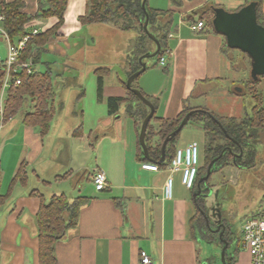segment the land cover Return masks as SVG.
I'll return each mask as SVG.
<instances>
[{
    "label": "crops",
    "instance_id": "crops-1",
    "mask_svg": "<svg viewBox=\"0 0 264 264\" xmlns=\"http://www.w3.org/2000/svg\"><path fill=\"white\" fill-rule=\"evenodd\" d=\"M25 1L27 10L30 13L35 12L38 0ZM252 1L260 2V0H149V6L153 9L174 12L165 54L168 71L162 68L161 71L155 72L154 68L149 67L148 69L153 70L148 74L143 73L135 83L145 94L159 99L158 117L177 116L183 108L184 101L191 107H206L220 116L241 118L245 115L247 100L230 92L232 85L245 75H242L244 72L237 71L229 53L223 49V36L211 31L207 25L197 31L192 30L191 25L199 22L201 15L213 7L236 11L245 3ZM261 1L264 16V0ZM72 4L74 0H69L64 26L57 37L50 39L49 52L54 50L61 52L59 41L71 37L73 32L78 31L79 26L82 27L79 17L86 12L87 7L85 5L83 13L75 14L74 27L70 30L67 15ZM75 6L82 8L80 2ZM52 23V19L46 23L43 20L38 21L29 31L42 32ZM0 28L3 29L2 22ZM0 34L8 43L1 30ZM87 36L92 41L89 46L95 47V37ZM70 51L71 49L68 54H71ZM126 53L128 54L127 51ZM68 54L66 53L67 56ZM111 73L110 69L104 78L105 101L109 97L127 95V89L122 85L119 76L111 82L107 81ZM94 86L98 105L94 102L86 105L85 110H81L80 115L85 124L84 134L82 137H74V130L72 137L82 141L81 145L86 147L83 157L86 159L88 147L92 145L89 142L92 134L96 133L98 136V125L101 122L105 123L107 127H104V138L98 144L96 153V167L107 175L108 188L97 190L94 187L93 174L91 177L86 174L80 175L83 164L77 163L73 158L70 163L52 159L55 144L63 141L61 132L55 130L52 121L51 130L45 138L41 137L39 128L28 127L22 123V128L18 129L17 134L7 139L4 146L0 147V195L5 196L8 193L10 183L24 160L29 163L34 181L46 187V192L35 189L47 198L59 194L53 190L47 191L53 184L68 181L75 190L80 188L79 183L88 177L86 180L91 181L94 188L89 193L80 195L89 198V202L81 209L78 225L66 231L55 243L57 264H142V251H146L152 257L154 264H212L204 254V241L193 236L191 221L197 214V208L192 191L182 183L181 172L171 173L165 167H159V172L142 169L144 162L139 160L137 128L134 121L128 118L130 122L127 134L122 138L118 121L126 113L120 110L116 114H110L107 102L98 100L96 75ZM33 105L34 103L28 105L29 111L33 110ZM63 106V103H59V107L56 105V113L58 108ZM73 114L76 115V110H73ZM261 137L262 140L257 147L264 153V132ZM78 146L76 142L72 147L77 159ZM178 148L180 147L177 145ZM56 168L60 170L57 172ZM59 172H63L62 175L69 173V176L57 179L58 176H62ZM169 176L174 180L173 196L166 199L163 189ZM16 191L17 188L10 198L0 203V264H39L36 215L41 200L31 194H16ZM117 198L125 199L122 207L115 203ZM262 211L264 209L255 215ZM228 263L252 264V258L242 248V243H239L235 251L230 252Z\"/></svg>",
    "mask_w": 264,
    "mask_h": 264
},
{
    "label": "trees",
    "instance_id": "trees-1",
    "mask_svg": "<svg viewBox=\"0 0 264 264\" xmlns=\"http://www.w3.org/2000/svg\"><path fill=\"white\" fill-rule=\"evenodd\" d=\"M68 3L69 0H38L35 12L30 13L27 10L25 0L0 1V16L4 17L2 26L12 43L28 35L30 33L29 29L35 26L38 21L53 20L52 25L32 36L27 42L20 60H31L35 65V70L32 74H27L24 71L19 73L21 84L8 89L4 111L5 124L17 116L25 105L34 103L33 110L24 113L22 123L28 127L39 128L42 138H45L51 130L52 121L56 113L55 102L57 94L50 64H47L45 71H39L36 64L41 61L43 54L48 52L50 39L57 37L63 28ZM142 3L143 0H89L86 12L79 17L81 26L112 24L122 32L134 31L137 33L127 57V78L141 69L139 62L141 56L146 53H153L157 49L156 43L143 28L147 16L148 29L158 38L161 45V50L156 57L144 60L149 62L148 68L150 66H158L168 49V35L170 25L173 23V10L153 9L149 6V0H146V8L144 9ZM247 4L248 2L237 10ZM213 16V9L207 10L201 15L200 21L204 22L214 32L212 27ZM257 17L258 22L264 26L261 0L257 5ZM223 39L225 52L235 51V49L229 48L226 38L223 37ZM2 67L0 64V93L5 80V71L2 70ZM165 71H168L166 67ZM109 72L110 69L108 68H99L94 71L97 76L99 101L104 100V78ZM261 79L256 84L248 76L247 79L240 80V83L247 87L244 90L245 92H240L237 89H235L236 92L232 89L230 90L231 93L250 98L249 100L252 103L251 112H247L241 118L220 117L206 107H191L187 101L183 102V108L177 116L160 118L157 116L159 99L145 94L134 82L132 87L140 89L155 106V114L148 125L145 138L149 158L144 156L139 142L141 126L150 112L149 107L127 88L126 80H122V85L127 89L126 96L106 99L110 114H116L121 108H124L126 115L134 121L137 128L139 160L144 163H155L159 167L168 168L175 157L178 138L182 130L191 122L202 127L205 138L203 148L204 163L199 167L195 186L191 190L193 195L197 194L199 190L201 191L199 195L194 197L197 214L192 219L191 225L195 239L217 243L220 247L224 246L219 234L211 231L207 224V219H210V217L205 197L209 194L212 176L226 167L253 168L259 164L258 158L264 163V153L257 147V144L262 140L261 136L264 132V94L259 87ZM83 95L84 92L80 94V100ZM190 112L192 114L188 123L168 142L165 148L164 161L160 162L165 139L179 127L182 120ZM83 134L84 127L82 123L75 129L73 136L82 137ZM213 160L216 161L212 167L210 177L200 182L207 175L208 167ZM30 172L29 163L26 160L22 161L10 183L8 193L5 196L0 195V203L10 198L18 186L28 187ZM92 174L90 173L89 177ZM68 176L69 173H65L62 176H58L57 179H64ZM30 194L39 197L41 200V206L36 215L39 264H57V258L54 253L55 243L66 231L78 225L81 209L89 202V198L78 196L71 200L65 193L55 194L47 198L46 195L36 189L32 190ZM124 201L125 199H115V203L121 207ZM228 240H230V237ZM225 258L226 262H228L229 257L227 254H225Z\"/></svg>",
    "mask_w": 264,
    "mask_h": 264
},
{
    "label": "rangeland",
    "instance_id": "rangeland-1",
    "mask_svg": "<svg viewBox=\"0 0 264 264\" xmlns=\"http://www.w3.org/2000/svg\"><path fill=\"white\" fill-rule=\"evenodd\" d=\"M79 2L82 8L75 6ZM88 2L89 0H74V4H72L68 10L67 15L70 30L74 27L73 19L75 18V14L83 13V9H85V5L87 7ZM44 23H46V21H44ZM87 35H93L95 37V47L89 46L92 41L89 40V36ZM136 36V32H122L112 24L79 26L76 33L73 32L71 37L63 39V41L60 40L58 44L61 52L65 51L68 54L71 49V54L67 56L66 53L62 54L61 52H56V50L48 51L43 54L42 62L36 64L39 71H45L47 64H50L56 87V105L58 107L59 103H63L64 105L58 108L53 119V126L55 130L61 132L63 141L55 144L56 148L53 151L52 159L54 161L65 160L70 163L73 158L77 163H82L83 168L79 172L82 176H85V174L89 176L90 173H93L94 170L97 169L96 153L99 148L98 144H100V141L104 138V127H107L104 122L98 125L99 138H95L98 137L95 135L96 133L92 134L91 140H89L92 145L88 147L87 158L83 159L86 147L81 145L82 141L72 137V131L82 123L85 128L84 119H82L80 115L81 110H85L86 105L94 102H96L95 105H98L96 100V87L94 86V71L99 68H108L112 70V75L107 81L109 80V82H111L117 78V76L127 81L129 77L127 78L125 72L126 55L129 54L131 45L134 43ZM98 44L99 46H97ZM103 45L107 47H103ZM7 47L8 43L6 39L0 34V55L3 58L7 57ZM229 56L234 62L237 71L244 72L242 73V75H245L243 79H247V77L250 76L249 57L237 50L229 51ZM166 65L162 66L159 64L158 66L150 67L154 68L155 72H158L161 71L162 68L164 69ZM152 70L153 69H148L145 71L146 73H144L148 74ZM236 86L241 87V92H245L244 90L247 88L243 83H240L239 80L232 85L230 90L232 89L236 92ZM259 87L264 92V77L261 79ZM81 92H84V95L80 100L79 96ZM243 99L247 100V105L245 106L246 114L247 112H251L252 103L249 100L250 98L243 97ZM27 106L28 105H25L17 116L9 120L3 126L0 123V147L4 146L7 139L12 138L13 135L15 136L20 127L22 128V117L26 111L30 110ZM73 110H76V115L73 114ZM121 111L124 112V108H121ZM128 118L129 117L125 114L122 116L121 120L118 121V128L122 133V138L124 134H127L128 123L130 122ZM113 123L114 120L112 119V124ZM68 132L70 134H67ZM193 141L198 142L200 147L201 166L204 163V132L202 127L191 122L182 130L177 145L180 148H185L186 145ZM76 142L79 144V159L74 156L72 151L73 144H76ZM105 146V149H107V145ZM258 163L259 164L253 168L238 169L236 167H226L222 171L215 173L210 180L209 194L205 197L206 204L209 208V217L213 224L219 225L225 223L230 227L232 231L229 235L232 238V243L229 247L230 252H234L237 245L239 243L241 244V230L245 220L255 215L259 210L264 209V163H262L259 158ZM56 169L57 172L60 170V168ZM59 173L62 175L63 172ZM29 177L30 183L28 187L18 186L16 194L27 195L35 188L41 190L43 193L46 192V187L37 184L31 172ZM86 178L88 177L86 176L85 180L79 183L78 186H80V188L78 189L73 190L68 181H63L53 184L52 187H48L47 191L51 192L53 190L59 194L66 193L68 197L73 200L80 195L89 193V191L95 187L92 182L86 180ZM204 254L211 260L212 264H217V262L218 264H223L222 248L217 243L204 241Z\"/></svg>",
    "mask_w": 264,
    "mask_h": 264
},
{
    "label": "built area",
    "instance_id": "built-area-1",
    "mask_svg": "<svg viewBox=\"0 0 264 264\" xmlns=\"http://www.w3.org/2000/svg\"><path fill=\"white\" fill-rule=\"evenodd\" d=\"M4 21V17L0 16V22ZM205 27V23L202 21L191 25L192 30H202ZM3 34L8 39L7 57L3 58L0 55V64L3 66L2 70L5 71V80L0 94V123L4 125V111L6 103V95L8 89L12 86L21 84V78L19 73L26 72L32 74L35 70L34 63L29 61H21V54L27 46V42L30 38L37 33L38 30H33L25 37L21 38L15 43H12L4 29L0 28ZM167 64L166 56H163L160 60V65L165 66ZM142 169L159 172L160 168L155 163H143ZM200 167V147L198 142L193 141L189 143L185 148H178L174 159L168 167L171 173L181 172L183 185L192 190L195 186L198 170ZM93 182L95 188L99 191L108 188L107 175L103 170L96 169L93 172ZM174 180L172 176L167 179L163 193L164 198L171 199L173 196ZM241 243L242 248L246 250L252 258V264H264V211L258 215H253L245 220L241 230ZM142 264H154L152 257L146 252H141Z\"/></svg>",
    "mask_w": 264,
    "mask_h": 264
},
{
    "label": "water",
    "instance_id": "water-1",
    "mask_svg": "<svg viewBox=\"0 0 264 264\" xmlns=\"http://www.w3.org/2000/svg\"><path fill=\"white\" fill-rule=\"evenodd\" d=\"M145 3L146 0H143L142 5L144 9L146 8ZM257 5L258 2L252 1L236 11H228L223 7H213L214 16L212 19L214 32L226 38L229 48L239 50L248 55L250 58V77L255 83L264 76V26L258 22ZM143 28L150 38L156 43L157 49L153 53H146L140 57L139 62L141 64V69L129 76L126 86L150 109L149 114L142 123L139 134V142L142 146L143 154L146 158H149L145 138L148 125L155 114V106L140 89L132 87V84L148 69L149 62H145L144 60L156 57L161 50V45L158 38L148 29V16ZM237 90L240 92L242 91L241 87H237ZM191 114L192 112L188 113L182 120L179 127L165 139L162 146V158L160 162L164 161L165 148L168 142L171 141L188 123ZM215 161L216 160H213L211 162L207 170V175L202 178L200 182L205 181L210 177ZM200 192L201 191L199 190L194 197L199 195ZM226 249L227 243L222 249L223 264H230L225 260L224 253Z\"/></svg>",
    "mask_w": 264,
    "mask_h": 264
},
{
    "label": "flooded vegetation",
    "instance_id": "flooded-vegetation-1",
    "mask_svg": "<svg viewBox=\"0 0 264 264\" xmlns=\"http://www.w3.org/2000/svg\"><path fill=\"white\" fill-rule=\"evenodd\" d=\"M207 224H208L211 231L219 234L220 240H222L224 243V246L221 247L222 249L225 247V244L227 243V249L224 253V256H225V254H227L229 257V255H230L229 247L231 246V243H232V238L229 236L232 232L230 230V227L225 223L219 224V225L213 224L210 219H207ZM229 237H230V240L227 241V239H229Z\"/></svg>",
    "mask_w": 264,
    "mask_h": 264
}]
</instances>
